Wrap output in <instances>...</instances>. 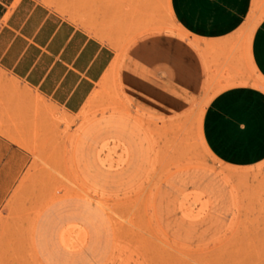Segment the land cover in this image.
<instances>
[{
    "label": "rangeland",
    "instance_id": "1",
    "mask_svg": "<svg viewBox=\"0 0 264 264\" xmlns=\"http://www.w3.org/2000/svg\"><path fill=\"white\" fill-rule=\"evenodd\" d=\"M36 1L116 57L148 36L186 40L207 74L170 114L126 96L120 59L78 113L48 105L46 137L0 208V264H264V160L220 162L200 129L219 91H264L246 54L264 0L217 53L188 40L168 0Z\"/></svg>",
    "mask_w": 264,
    "mask_h": 264
},
{
    "label": "crops",
    "instance_id": "2",
    "mask_svg": "<svg viewBox=\"0 0 264 264\" xmlns=\"http://www.w3.org/2000/svg\"><path fill=\"white\" fill-rule=\"evenodd\" d=\"M253 6L254 0H168L169 15L188 40L216 53ZM246 51L264 81V17L250 32ZM117 59L126 96L149 113L170 114L190 103L207 74L186 40L148 36L116 57L109 45L36 0H0V208L30 164L32 145L46 137L48 105L78 113L119 68ZM200 129L220 162L244 167L263 161L264 91L249 85L219 91L205 107Z\"/></svg>",
    "mask_w": 264,
    "mask_h": 264
}]
</instances>
